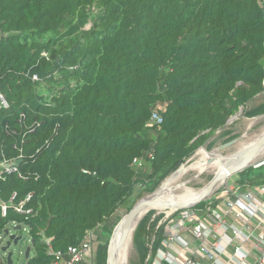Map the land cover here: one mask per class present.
I'll list each match as a JSON object with an SVG mask.
<instances>
[{"label": "trees", "instance_id": "trees-1", "mask_svg": "<svg viewBox=\"0 0 264 264\" xmlns=\"http://www.w3.org/2000/svg\"><path fill=\"white\" fill-rule=\"evenodd\" d=\"M57 74L77 78L76 87ZM263 81L264 0H0V91L10 102L0 111V161L19 154L6 122L22 112L29 123L44 120L17 160L40 177L0 179L4 198L32 194L33 211H0V235L14 219L25 223L28 264H51L45 237L66 251L99 227L95 263L107 264L113 229L153 177L202 145L211 150L207 139L241 106L246 116L264 114ZM155 114L162 121L152 122ZM55 129L52 145L31 159ZM239 182L263 186L264 173L252 167ZM188 207L161 205L143 217L140 264H151L165 223Z\"/></svg>", "mask_w": 264, "mask_h": 264}, {"label": "built area", "instance_id": "built-area-1", "mask_svg": "<svg viewBox=\"0 0 264 264\" xmlns=\"http://www.w3.org/2000/svg\"><path fill=\"white\" fill-rule=\"evenodd\" d=\"M33 79L38 80V76ZM9 108L10 102L0 91V111ZM154 117L162 121L157 114ZM149 157L153 158V154L150 153ZM19 158H24L23 152L15 161H0V179L4 180L11 174L28 179L20 170ZM133 163L140 167L143 165L140 158H135ZM253 168L264 173V159ZM239 179L234 185L212 192L169 219L163 227L151 264H264V185L245 189ZM31 196L28 194L20 199L18 192L13 191L8 198H4L0 189L1 215L9 217L12 211L27 216L33 211V208L27 207ZM17 225L22 228L14 231ZM98 228L88 231L82 242L69 246L66 251L54 250L51 238L45 237L48 252L55 256L51 264H96ZM7 230L10 232L6 233ZM12 233L20 236V240L26 234L31 240L29 227L17 219L12 220L4 234L0 235V264H9L7 252H3L4 255L1 253L11 240ZM23 254L25 257V251Z\"/></svg>", "mask_w": 264, "mask_h": 264}, {"label": "rangeland", "instance_id": "rangeland-1", "mask_svg": "<svg viewBox=\"0 0 264 264\" xmlns=\"http://www.w3.org/2000/svg\"><path fill=\"white\" fill-rule=\"evenodd\" d=\"M90 26L87 25L86 28H89ZM74 37V36H73ZM69 37H64L61 39L59 42H65L67 41ZM56 46L51 47L49 50H44L42 52V57L46 59L51 58V54L53 53L54 49ZM34 77V76H33ZM56 80L57 82H70V84L73 85V88L76 87V82L78 81L77 78L75 77H64L60 74L56 75ZM238 85L243 84V81H239L237 83ZM57 91V90H56ZM264 101V100H262ZM261 101L254 100L250 102L251 106H256L257 104L259 105ZM244 109H246L245 106H241L240 111L233 116L231 119L227 121V123L221 127L220 129L216 130L215 134L213 137H210L207 139L206 143L207 146L211 145V150H208L205 145H202L198 147L192 155L187 157L177 168L173 169V165H169L165 167V170L161 171L158 175L153 177V179L148 183L149 184V190L145 192V196L149 194L155 193L160 187H162L176 172L179 170L184 169L183 175L178 179L176 184H185V191L192 193V192H197L201 188H203L206 184L210 183L211 181H214V179L217 178L219 171H220V165L216 161L218 156H223V157H230L232 155L237 154L243 148H247L248 145L259 139L263 133H264V114L257 115L254 117H249L246 116V114L243 112ZM160 118V116L158 115ZM157 120V118L153 117L151 120L154 122V120ZM44 124V120L38 117H34L33 120L29 123L28 122V114L26 112H22L16 119V124H12L10 122H6L5 124V132L6 134L13 135L14 136V143L12 145V148L18 150L19 149V154L16 155L19 156L23 152L24 155V150L25 146L27 145L28 142L24 139V137L30 133H33L35 131H38V129ZM207 132V131H205ZM203 132V133H205ZM56 134V129L54 130L53 134L48 136L47 138L44 139V142L35 150V152L32 154L30 157L31 159H35L41 152L43 148L49 147L52 145L54 141V137ZM23 137L21 139V142L19 143V137ZM18 143V146H17ZM25 144V146H24ZM21 146V147H20ZM246 146V147H245ZM20 147V148H19ZM204 151H211L214 152V155H211L212 159H208V164L205 162H200L203 161L205 158ZM219 153V155H218ZM4 157V156H3ZM16 157L12 158H7L9 160L15 161ZM203 158V159H202ZM264 159V154L261 155L260 157L254 159L252 162L249 164H245V167L241 169L240 171H235L228 174V176L225 177V180L222 184L217 186L213 191H220L223 188H226L228 186L234 185V182L237 181L240 178V175L243 171H249L256 163H258L260 160ZM211 160V161H210ZM28 163L25 162L24 164L21 165L20 170L24 176H27L28 179L30 177H35V179H38L40 177L39 174H33L31 171H28L27 165ZM26 171H25V170ZM261 170L255 169L256 173H259ZM173 184V185H174ZM184 189H179L177 192H183ZM220 189V190H219ZM150 190H152L150 192ZM142 189L138 188L136 190L135 195L133 196L134 200L138 197V193L141 192ZM142 197V198H144ZM141 198V199H142ZM141 199H138L137 203L133 206V208L139 203ZM174 203V202H173ZM169 203V204H173ZM166 205V204H164ZM176 205H179L177 203ZM132 208V209H133ZM131 209V210H132ZM131 210L124 215L123 219L131 212ZM154 210V209H153ZM152 211V210H151ZM121 214H125L126 210L125 208L120 209L119 211ZM122 219V220H123ZM121 220V221H122ZM120 221V222H121ZM120 222L115 226L113 229V232L110 237V241L106 245V250H107V264H110V256H111V249H112V244H113V238L115 236V232L120 225ZM141 223V221H140ZM140 223L135 230L132 240L128 243H126L125 246H123L121 254H120V259H119V264H140V254L137 246L134 243V239L136 234L139 231ZM93 230V229H92ZM91 231V230H89ZM32 242L29 240V237L24 235V238L19 241L18 244H13L11 246V251L13 252V258H14V264H27V261L24 257L23 252L26 250L27 245H31ZM130 244V245H129ZM130 247H129V246ZM128 248V249H127ZM3 254V251L1 253ZM97 254V253H96ZM127 254V255H126ZM34 255V254H32ZM127 257V258H126Z\"/></svg>", "mask_w": 264, "mask_h": 264}, {"label": "bare ground", "instance_id": "bare-ground-1", "mask_svg": "<svg viewBox=\"0 0 264 264\" xmlns=\"http://www.w3.org/2000/svg\"><path fill=\"white\" fill-rule=\"evenodd\" d=\"M256 141H254L253 143H255ZM253 143L248 145L247 148H243V150H241L237 154L244 152L246 149L251 147V145ZM204 154H205L206 159H204L203 161H200V162H205L208 164V162H209L208 159H212L211 155L205 151H204ZM237 154H235L234 156L232 155L230 157H223V156L219 155L217 160H216L220 165V171H219L217 180L211 181L210 183L206 184L203 188H201L197 192L189 193V192L185 191V189H184L185 184H176V185L174 184L177 181H179L178 179L183 175V173L185 171L184 169L179 170L163 185V190H161V192L159 193V196L156 199V201L151 204L152 207H154L156 209V208L160 207L161 205L169 204V203H173V202H174L173 204L190 203V202L196 201L198 199H201L202 197H204L209 192H214L213 190L217 186H219L220 184H222L224 182L225 177L228 174L235 172L242 165L249 164L254 159L263 155L264 154V145L258 150L256 157L252 161H247L246 157L240 158L239 155L237 156ZM229 166H232V168L230 170L227 169V167H229ZM180 180H181V178H180ZM179 189H184V191L183 192H177ZM152 197L153 196L151 194L145 196L140 201L139 206L149 202L152 199ZM140 219H141V216H138V217L134 218L130 224H127L126 220H124L118 226V228H117L118 233L113 238V243H114L113 250L115 251V254H116V264H119L120 254H121L123 246H125L126 243H128L132 240L133 234H134L135 230L137 229V227L140 223Z\"/></svg>", "mask_w": 264, "mask_h": 264}, {"label": "water", "instance_id": "water-1", "mask_svg": "<svg viewBox=\"0 0 264 264\" xmlns=\"http://www.w3.org/2000/svg\"><path fill=\"white\" fill-rule=\"evenodd\" d=\"M263 145H264V134L259 139H257V141L251 145V147H249L248 149H246L244 152L237 154V156L239 155L240 158L246 157L247 158V161H252L256 157L258 150ZM207 153L210 154V155H214L215 154L214 152H211V151H207ZM218 155H219V153H218ZM244 167H245V165H242L240 168H238L236 170V172L237 171H240ZM231 168H232V166L227 167L228 170H230ZM217 178H218V176H217ZM217 178L214 179V180H217ZM161 190H163V186L160 187L155 193L151 194L153 197H152V199L149 202H147V203L139 206L140 205V201L143 199L142 198L139 201V203L131 210V212L122 221L126 220L127 224H130L132 222V220L134 218L138 217V216H141V219H140V221H141L143 219V217L148 212H150L151 210L155 209L154 207H152L151 204L156 201V199L158 198L159 193L161 192ZM211 193L212 192H209L208 194H206L201 199H198V200L193 201V202H190V203H179V206H190V205H192L193 203H195L197 201H200L202 199H205ZM21 228H22L21 225H17V226L14 227V231L21 230ZM9 232H10L9 230L6 231V233H9ZM117 233L118 232L116 230L115 236L117 235ZM19 240H20V236H18L16 233H12L11 234V240H9L7 242V244L2 248L3 252H7V260H8V263L9 264H12V262H13V258H12L13 252L10 250V248H11V246L13 244H18L19 243ZM113 247H114V243L112 244V249H111L110 264H116V254H115V251L113 250ZM31 250H32V246L31 245H28L26 247V250H25V258L26 259H29L30 258Z\"/></svg>", "mask_w": 264, "mask_h": 264}]
</instances>
